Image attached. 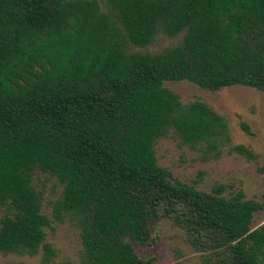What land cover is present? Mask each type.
Instances as JSON below:
<instances>
[{
    "label": "trees",
    "instance_id": "obj_1",
    "mask_svg": "<svg viewBox=\"0 0 264 264\" xmlns=\"http://www.w3.org/2000/svg\"><path fill=\"white\" fill-rule=\"evenodd\" d=\"M156 32H182L181 42L126 50ZM180 80L264 94V0H0V252H40L48 263L44 228L67 217L85 263L152 264L134 246L164 218L201 264H264V222L251 225L254 212L264 219V191L260 200L222 183L203 191L200 173L187 183L156 163L160 137L202 160L230 143L223 116L163 85ZM34 168L61 184L51 219L30 184Z\"/></svg>",
    "mask_w": 264,
    "mask_h": 264
},
{
    "label": "rangeland",
    "instance_id": "obj_2",
    "mask_svg": "<svg viewBox=\"0 0 264 264\" xmlns=\"http://www.w3.org/2000/svg\"><path fill=\"white\" fill-rule=\"evenodd\" d=\"M182 32L168 36L156 32L144 46L128 44L126 50L153 54L180 44ZM182 102L198 98L224 117L230 135L229 146L223 148L219 158L202 160L196 148L180 145L171 135L158 138L153 145L156 163L169 170L172 178L190 183L200 173L196 187L208 191L214 183H222L227 191L241 190L246 198L260 200L264 191V94L241 85L221 87L217 90L201 89L186 80L164 82ZM247 125L244 131L239 122ZM242 144L253 157L241 155L230 146ZM30 184L40 194L41 212L50 219L51 203L60 195L61 184L46 172L34 168ZM264 222L261 211L253 213L252 227ZM149 241L134 250L141 258L153 256L152 264H201L199 253L187 243L183 232L169 220H150ZM45 239L54 248V256L46 264H87L81 258L79 230L67 217L51 219L44 228ZM40 252L34 256L2 254L0 264H40Z\"/></svg>",
    "mask_w": 264,
    "mask_h": 264
}]
</instances>
